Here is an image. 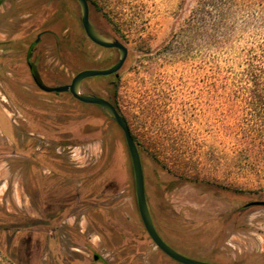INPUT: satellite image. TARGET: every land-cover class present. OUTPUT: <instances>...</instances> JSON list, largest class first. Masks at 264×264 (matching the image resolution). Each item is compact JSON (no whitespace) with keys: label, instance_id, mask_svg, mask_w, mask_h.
<instances>
[{"label":"rangeland","instance_id":"obj_1","mask_svg":"<svg viewBox=\"0 0 264 264\" xmlns=\"http://www.w3.org/2000/svg\"><path fill=\"white\" fill-rule=\"evenodd\" d=\"M46 1L4 0L0 6V42L6 43L0 46V264H57L53 255L63 264H102L94 256L108 264H178L146 235L121 131L99 114L88 116L82 106L39 92L23 72L26 43L52 9L62 5L79 22L74 0ZM88 1L94 26L128 50L116 101L141 150L160 237L189 259L264 264V207H245L264 200V161L240 155L229 127L231 99L199 95L195 53L184 59L178 44L171 54L164 50L192 0L183 6L181 0ZM31 2L39 3L31 8ZM24 7L29 13L18 12ZM75 21L67 27L81 35L85 69L113 65L116 50L92 44ZM56 43L50 34L40 36L39 65L71 80L76 73L60 60L74 63L65 53L58 57ZM111 81L87 78L81 93L104 98ZM53 190L67 199L53 202ZM38 219L44 224L29 226Z\"/></svg>","mask_w":264,"mask_h":264},{"label":"trees","instance_id":"obj_2","mask_svg":"<svg viewBox=\"0 0 264 264\" xmlns=\"http://www.w3.org/2000/svg\"><path fill=\"white\" fill-rule=\"evenodd\" d=\"M53 1L48 0L43 4L49 5ZM185 1L181 0V6L185 4ZM3 2L4 0H0V6ZM37 3L39 2H31L29 7H35ZM24 8L19 9L18 12L29 13L28 10L31 8ZM40 10L42 9H37V12H41ZM50 12L49 19L45 20V26H42L41 31L37 32H44L42 35L50 34L56 39L58 57L63 58L62 53H65L74 63V66L70 67L67 62L60 60L68 70L77 73L88 68L82 61L84 51L80 33H77L76 26L67 27L75 21V18L66 13L62 5H58L57 10L52 9ZM179 20L181 23L172 29L164 44L165 52L171 54L173 45L178 44L179 52L177 54L184 59H187L191 51L195 53L200 85L199 95H227L231 99L229 127L236 133V137H233L234 143L243 149L240 155L245 160L256 158L264 161V0H192L190 7L186 10V16L179 17ZM76 22L79 25L78 20ZM96 29L100 33L114 38L103 29ZM64 30H70L69 35L64 34ZM17 40L20 39H16L14 42ZM35 40L36 38L26 43L23 60L28 58L29 52H32V59H36L43 86L67 85L70 79L65 78L63 73H50L41 68L38 55L35 54L37 52L35 48L40 39L38 42ZM0 46L6 47V43L0 42ZM110 76L113 81L109 83L110 88L104 98L120 113L116 101L119 76ZM101 77L108 78V76ZM50 96L58 102L65 99L82 106L88 116L99 114L105 121L117 128L111 118L96 105L81 103L67 92L53 93ZM0 116L4 119L2 113ZM132 137L135 141V137L133 135ZM67 144L68 142L65 141L60 142V145L63 146ZM137 147L142 162L141 150L138 145ZM29 158L32 160L31 167H37L39 161L34 157ZM155 158L154 155V160L157 162V158ZM61 193L53 190L50 193V199L60 205L62 200L64 201L68 197L64 192ZM145 196L148 205L146 192ZM150 215L152 218L151 212ZM42 224L44 223L36 221L35 224L29 226ZM10 228L16 229V227ZM53 259L57 264H63L57 255H53ZM93 260L108 264L100 256L97 259L93 257Z\"/></svg>","mask_w":264,"mask_h":264},{"label":"water","instance_id":"obj_3","mask_svg":"<svg viewBox=\"0 0 264 264\" xmlns=\"http://www.w3.org/2000/svg\"><path fill=\"white\" fill-rule=\"evenodd\" d=\"M78 4L79 15L81 25L87 39L94 45L103 49H114L117 52V59L113 65L105 69H84L77 72L70 83L65 86L56 87H44L38 85V87L48 93H59V92H69L70 95L77 101L98 106L102 111H104L111 120L119 127L122 132L129 158L131 161V167L133 172V183H134V193L136 198V205L140 220L146 231L147 235L151 239V242L157 247L161 252H163L167 257L173 261L180 264H212L201 262L193 259L186 258L174 250H172L168 245H166L163 240L157 234L152 219L150 217L148 205L145 196V186H144V176L142 163L140 159V154L138 147L130 133L128 123L126 119L117 111V109L105 98L96 95H86L81 93L82 82L91 77H101V76H118V71L122 68L126 61L128 50L126 46L118 39L108 37L98 31H96L89 22V11L87 0H75ZM248 206H259L264 207V200H257L248 203ZM97 259V256H94Z\"/></svg>","mask_w":264,"mask_h":264},{"label":"flooded vegetation","instance_id":"obj_4","mask_svg":"<svg viewBox=\"0 0 264 264\" xmlns=\"http://www.w3.org/2000/svg\"><path fill=\"white\" fill-rule=\"evenodd\" d=\"M74 3H75V5L78 7V4H77V2L74 0L73 1ZM87 2H88V11H89V22H90V24H91V26L96 30V31H98L97 29H96V27L94 26V24L91 22V19H90V10H91V8H90V4H89V1L87 0ZM79 22H80V26H79V29L82 31V33L84 34V31H83V28H82V25H81V21H80V17H79ZM99 32V31H98ZM44 32H41V33H39L38 35H37V37H36V42H38L39 41V39H40V36L43 34ZM84 36H85V34H84ZM86 37V36H85ZM87 38V37H86ZM27 59H25V60H23L22 62V66H21V68H23L24 70H23V72H25L26 73V76H27V79H28V81H29V83H31L32 85H34L37 89H38V91H41V93H43V94H46V95H50V94H53L54 92H52V93H48V92H45V91H43V90H41L39 87H38V85L40 84V85H42L41 84V78H40V76H39V72H38V65L36 64V59L34 60V59H32V52H29L28 53V55H27ZM70 83V82H69ZM68 83V84H69ZM67 84V85H68ZM43 86V85H42ZM45 87V86H44ZM53 87H56V86H53ZM59 93H65V92H59ZM67 93H69V92H67ZM70 94V93H69ZM117 126V125H116ZM117 128L119 129V127L117 126ZM120 130V129H119ZM121 131V130H120ZM122 133V132H121ZM122 137H123V135H122ZM123 140H124V138H123ZM125 142V141H124ZM126 145V144H125ZM127 148V147H126ZM144 176V175H143ZM257 201V200H256ZM250 202H252V201H250ZM250 202H248V203H250ZM248 203H246L245 204V207H250V206H248ZM150 213V212H149ZM150 217H151V215H150ZM152 219V218H151ZM37 222H40L39 221V219L37 220ZM152 223H153V226H154V228H155V230H156V226H155V224H154V222H153V220H152ZM146 232V231H145ZM156 232H157V230H156ZM157 234H158V232H157ZM146 235H147V233H146ZM159 235V234H158ZM147 237H148V239L151 241V239L149 238V236L147 235ZM159 237H160V235H159ZM161 238V237H160ZM162 239V238H161ZM163 240V239H162ZM164 242V241H163ZM165 243V242H164ZM166 244V243H165ZM167 245V244H166ZM157 248V247H156ZM157 250L160 252V253H162L165 257H167L163 252H161L158 248H157ZM167 258H169V257H167ZM170 259V258H169ZM170 260H172V259H170ZM173 261V260H172ZM175 262V261H174ZM220 262V261H219ZM175 263H177V262H175ZM178 264H180V263H178Z\"/></svg>","mask_w":264,"mask_h":264},{"label":"crops","instance_id":"obj_5","mask_svg":"<svg viewBox=\"0 0 264 264\" xmlns=\"http://www.w3.org/2000/svg\"><path fill=\"white\" fill-rule=\"evenodd\" d=\"M71 217H69V219H70Z\"/></svg>","mask_w":264,"mask_h":264}]
</instances>
